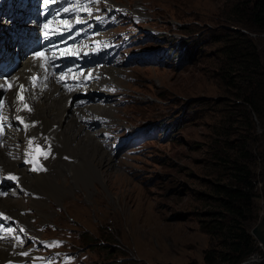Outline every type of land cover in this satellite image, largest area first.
<instances>
[{"label": "rangeland", "instance_id": "rangeland-1", "mask_svg": "<svg viewBox=\"0 0 264 264\" xmlns=\"http://www.w3.org/2000/svg\"><path fill=\"white\" fill-rule=\"evenodd\" d=\"M16 1L20 5L6 0L0 8V19L6 14L14 30V39L9 36L7 41L3 35L9 32L8 27L0 26V48L11 60L17 57V44L24 38L21 33L30 29L29 19L21 17L19 9L23 3L25 8L31 5L27 0ZM106 1L93 0L91 6L98 5L99 10L94 11L101 14ZM113 1L127 7L100 20L95 33L107 39L98 32L104 23V32L124 38L111 59L101 58L115 64L117 78L107 90L104 87L108 94L91 92L82 103L74 94L67 108L69 114H75L85 104L110 105L104 126L98 118L91 127L93 131L106 130L96 135L112 159L106 171L110 181L104 185L96 178L87 183L77 180L76 186L70 172L56 169L54 179L64 191L59 196L40 195L44 204L27 213L31 233L24 227L16 243L0 244V249L7 248L12 254L15 249L30 248L37 254L36 264L203 262L209 234L201 223L206 211L214 207L209 197L214 179L209 159L212 142L220 141L218 131L223 129L217 116L236 101L221 86L215 70L220 37L232 24L227 17L228 0ZM32 9L37 12V5ZM135 9L142 17L131 12ZM91 12L81 10L80 16ZM152 27L158 32L150 31ZM245 29L264 62V30ZM4 67L1 73L7 65L0 63V68ZM254 123L252 140L264 132V125L257 120ZM16 127L20 132V123ZM252 150L257 215L247 221L249 229L264 212V158L258 155L255 144ZM50 164L48 172L58 160L54 158ZM12 184L17 183L13 179L3 183V192L10 191L13 200L28 205L30 199L8 190ZM8 222L13 225L8 229L14 230V221ZM7 226L0 232V243ZM257 243L258 248L251 253L255 259L243 264L264 260V245L258 239Z\"/></svg>", "mask_w": 264, "mask_h": 264}, {"label": "bare ground", "instance_id": "bare-ground-1", "mask_svg": "<svg viewBox=\"0 0 264 264\" xmlns=\"http://www.w3.org/2000/svg\"><path fill=\"white\" fill-rule=\"evenodd\" d=\"M5 1L0 0V8ZM27 1L31 6L25 8L23 3L19 12L21 17L29 19L27 26L30 29L21 33L24 38L21 37L23 40L20 45L17 44V57L9 59V54L0 48V63L7 65L6 72H0V98L3 102L0 105V232L8 225L0 244L5 245L11 240L16 243L17 235L24 227L31 233L30 215L27 213L30 209L38 211V205L44 204L40 195L48 193L56 196L64 191L54 179L56 169L70 172L76 186L77 180L87 183L92 178L106 185V171L112 166V159L96 135L106 130L91 129L98 118L103 126L109 120L110 105L84 103L85 106L77 110L73 108L75 114H69L67 109L70 100L75 98L74 94L78 95V102L84 101L91 92L99 96L108 94L104 87L106 90L111 87L110 82L116 80L119 72L114 68L115 64L101 59L105 57L102 53L107 50L108 42L95 33L96 25L103 18L94 11L99 10L98 6H91L93 0H49L47 4L42 0L40 13L45 14V19L41 21L40 17L37 19L38 11L32 9L33 5L38 7L39 0ZM10 2L20 5L16 0ZM106 4L108 7L120 5L113 0H107ZM48 9L50 12L46 15ZM88 9L92 10L91 15L80 16L81 10ZM135 11L131 12L137 13L139 10ZM0 20V26L6 25L9 30L3 38L7 41L9 36L14 39L12 21L6 14H2ZM39 31L44 32L41 40H45L51 50V66L45 64L43 57L37 56L30 47L39 36ZM93 64L94 67H87ZM67 67L72 69V74L71 80L66 83L59 76ZM74 74H81V77H74ZM64 75L68 76L69 73ZM83 75H91L92 79L84 84L81 79ZM18 123L20 132L16 130ZM54 158L58 160V165L46 171ZM45 171L48 173L45 174ZM12 179L22 186L12 184L8 190H13L26 200L30 199L28 205L13 200L10 191L3 192L6 188L3 183ZM11 220L18 225H14L12 231L8 229L12 225L8 222ZM0 235L1 239L2 233ZM6 249H0V264H36L37 254L30 248L15 249L12 254H8L10 250Z\"/></svg>", "mask_w": 264, "mask_h": 264}, {"label": "trees", "instance_id": "trees-1", "mask_svg": "<svg viewBox=\"0 0 264 264\" xmlns=\"http://www.w3.org/2000/svg\"><path fill=\"white\" fill-rule=\"evenodd\" d=\"M228 6L227 17L232 24L220 37L215 70L221 86L236 101L226 104V110L218 114L221 139L212 142L209 165L214 179L209 197L214 207L206 211L201 223L209 234V244L203 262L185 264H237L258 248L246 224L257 215L254 144L264 158V140H260L264 132L252 140L254 120L264 125V62L245 28L264 30V0H228ZM254 264H264V260Z\"/></svg>", "mask_w": 264, "mask_h": 264}, {"label": "water", "instance_id": "water-1", "mask_svg": "<svg viewBox=\"0 0 264 264\" xmlns=\"http://www.w3.org/2000/svg\"><path fill=\"white\" fill-rule=\"evenodd\" d=\"M37 19L39 20L38 16ZM250 231L259 240V242L264 245V212L262 213L259 220L251 226ZM252 259H255L254 254H250L248 257L244 258L242 261H240L237 264H243Z\"/></svg>", "mask_w": 264, "mask_h": 264}, {"label": "snow or ice", "instance_id": "snow-or-ice-1", "mask_svg": "<svg viewBox=\"0 0 264 264\" xmlns=\"http://www.w3.org/2000/svg\"><path fill=\"white\" fill-rule=\"evenodd\" d=\"M44 2L47 4L49 2V0H44ZM45 27H47V25H45ZM39 55H41V54L40 53H37V56H39ZM21 88H23V85H21Z\"/></svg>", "mask_w": 264, "mask_h": 264}]
</instances>
